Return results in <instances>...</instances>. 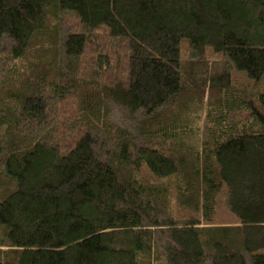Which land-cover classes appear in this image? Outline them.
<instances>
[{
  "label": "trees",
  "instance_id": "16d2710c",
  "mask_svg": "<svg viewBox=\"0 0 264 264\" xmlns=\"http://www.w3.org/2000/svg\"><path fill=\"white\" fill-rule=\"evenodd\" d=\"M263 88L264 0H0V264H264Z\"/></svg>",
  "mask_w": 264,
  "mask_h": 264
},
{
  "label": "rangeland",
  "instance_id": "374dc122",
  "mask_svg": "<svg viewBox=\"0 0 264 264\" xmlns=\"http://www.w3.org/2000/svg\"><path fill=\"white\" fill-rule=\"evenodd\" d=\"M181 56H182L183 61L188 64H192L191 62H194V63L198 62V64H192L193 66L191 68H194V69L192 70L191 73L196 74L197 78L195 79H201V80L198 84L193 83L190 89L189 99L187 101L188 106L185 105V107L189 108L187 114L190 118L197 120L198 115L203 116L201 121H202V124H204L205 122L204 117L206 116L207 112H210V114H212L213 116H218L217 108L219 107V105L218 104H214L212 106L207 105L206 98L209 95L210 81L208 82V84H204L203 81L209 80L210 78H207L206 75L202 73V69L196 70L195 66L196 67L200 66V67L205 68L206 65H204L202 61L206 62V64L207 63L212 64V63L217 62V58L215 57V53L212 50L202 51V52H199L197 55H194L192 51L191 43L187 39H184L182 41ZM238 74L239 75L235 76V85L238 89H242L243 88L242 85L246 84L247 82L246 79L248 78V76L246 73L239 72ZM190 77H192L193 79L194 76H190ZM214 87L216 89L215 94L217 95V91H220L221 90L220 87L222 86L216 83ZM205 92H206V96H205ZM203 99H204V102H203ZM236 106L239 109L241 108L240 104L238 103ZM111 111H112V114L110 116V120L112 124L119 125L122 127L132 128L135 121L128 118L127 114L122 108L111 105ZM210 117L211 115L209 116V118ZM227 117H230L229 114L227 115ZM227 191H228L227 188H225L224 192L219 197V207H218V212H217L218 216H217V222H216V224L218 225L233 224V223H236L238 220L237 217L233 213H231L227 205V194H225L227 193Z\"/></svg>",
  "mask_w": 264,
  "mask_h": 264
}]
</instances>
